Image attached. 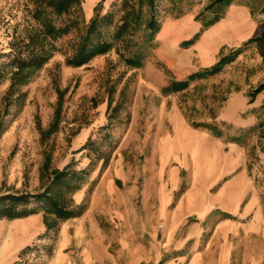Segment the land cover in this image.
<instances>
[{
    "label": "rangeland",
    "instance_id": "rangeland-1",
    "mask_svg": "<svg viewBox=\"0 0 264 264\" xmlns=\"http://www.w3.org/2000/svg\"><path fill=\"white\" fill-rule=\"evenodd\" d=\"M24 1L0 0V53L9 50L12 34L21 27ZM82 1L87 21L101 0ZM118 1L102 0L100 12ZM212 2L180 0L183 13L175 16L164 11L169 0H161L156 46L142 67L123 66L114 50L84 65L69 66L57 50L20 88L24 92L20 103H11L5 111L2 96L9 82L0 83V118L5 126L0 134V194L36 190L47 147L54 166L69 161L93 166L80 188L87 202L93 200L85 215L61 221L55 229L45 228L41 211L22 219L0 218V264H91L86 247L90 234L114 238L108 247L110 257L97 252L92 264H264V215L260 217L264 187L259 191L257 182L250 181L251 175L264 181V168L257 163L264 135L257 127L238 143L192 126L188 119L191 113L209 120L212 110L217 119L230 124H223V129L233 133L251 125L239 123L248 115H255L254 123L264 117V103L239 110L228 106L237 93L248 99L247 92L264 80V0H232L223 8L225 14L231 5L248 7L258 25L252 41L214 47V38L202 41L203 31L183 47L182 40L201 27L195 16ZM218 11L211 7L203 15L209 19ZM237 47L240 53L216 75L192 82L182 93H160L169 79L213 64L221 48L227 52ZM58 90L63 91L60 117L42 139L39 128L52 121ZM105 132L109 134L104 136ZM90 136L103 148L109 146L108 140L115 143L101 171L100 161L88 163L92 152L79 148ZM242 168L246 179L218 192L229 175ZM205 171L211 185L203 199L195 192L188 203L189 187L199 180L202 191L207 184L200 177Z\"/></svg>",
    "mask_w": 264,
    "mask_h": 264
},
{
    "label": "trees",
    "instance_id": "trees-1",
    "mask_svg": "<svg viewBox=\"0 0 264 264\" xmlns=\"http://www.w3.org/2000/svg\"><path fill=\"white\" fill-rule=\"evenodd\" d=\"M102 1V0H101ZM99 1L93 8V15L86 21L83 18L82 0H25L23 21L18 25L9 41V50L0 53V83L8 80L9 84L2 96V111L11 103H20L24 92L20 88L28 83L36 72L51 58L54 51H61L64 63L69 66H81L97 55L114 50L117 59L129 69L142 67L151 58L156 46V35L161 28L159 4L161 0H119L110 4L111 9L101 13ZM232 0H213L198 15L201 27L191 38L180 43L183 47L193 44L206 28L223 17V8ZM170 5L164 11H171L178 16L183 13L180 0H169ZM214 7L219 10L213 17L206 19L204 11ZM201 16V17H200ZM72 34V35H71ZM69 36L61 46L57 40ZM250 38L245 43L252 41ZM241 48H233L227 52L219 51L218 59L211 65L188 73L184 78H171L160 87L162 95L182 93L189 89L192 82L206 79L221 72L224 66L232 62ZM264 90V80L247 92L251 102L256 94ZM57 101L52 121L46 128H39L41 138L54 130L60 117L63 91L58 90ZM110 103L108 102V106ZM119 105V104H118ZM115 108H117V106ZM182 106V105H180ZM113 114L108 113V117ZM210 119L192 117L188 114L190 124L208 129L217 136L226 135V139L241 143L248 133L257 127L260 135H264V117L246 127H238V132L227 133L222 125H230L225 120L217 119V113L210 111ZM0 118V134L5 128ZM108 126L105 124L103 127ZM109 133L105 132L104 136ZM104 138V137H103ZM108 147H102L98 140L88 137L80 149L87 147L88 163L100 161L101 171L109 161L115 143L108 140ZM40 165V185L36 190L10 191L0 194V218L26 216L38 211L42 212L46 229H55L60 222L80 215L86 209L85 198L76 201L73 193L81 188L87 180L93 166H76L69 161L62 167L50 163L51 148L43 151Z\"/></svg>",
    "mask_w": 264,
    "mask_h": 264
},
{
    "label": "crops",
    "instance_id": "crops-1",
    "mask_svg": "<svg viewBox=\"0 0 264 264\" xmlns=\"http://www.w3.org/2000/svg\"><path fill=\"white\" fill-rule=\"evenodd\" d=\"M234 18L236 19L235 21H233ZM257 28H258V25L251 18L250 11H249L248 7H246L244 5H231L220 20H218L217 22H215L214 24H212L211 26H209L207 29L204 30L203 35H202V41L205 39L209 40V39L214 38V40L211 41V43L213 44L212 46H214V47H217V46H220L223 44H238L239 42H242L244 40H248V39L252 38V36L256 33ZM263 103H264V90H262L261 92L256 94V96L254 97V99L251 102L248 101V99L246 98V96L243 93H237L231 98V100L228 101V106H230V108H232V109L239 110V109H247L248 107H257ZM255 119H256L255 115H248V119L246 120V122H239V123L241 125L252 124V123H254ZM235 161H236V159H234V162ZM257 161H258L257 162L258 167L264 168V151H261L258 154ZM263 172H264V169H263ZM200 177H203L204 179H206L207 184L205 186H203L202 191H199V189H198V188H201V186L198 185L199 180L195 183L194 187L190 186L188 189L189 191L187 193H191L192 196H191V194H188V196H187L188 203L192 202V199L194 198L193 193H195V192L200 193V195H201L200 198L204 197L207 187L209 185H211L212 180L210 179V176L207 174V171L204 172V175H200ZM246 177H247V174H246L245 169H243V168L238 169V171H236L234 173L232 172L229 175V178L223 182V184L221 185L220 190H218V192L222 193V192H224L223 190H225V189L227 192V189L232 184H234L236 182L237 183L240 182L238 180H245ZM250 177H251L250 181L254 184H256V182H257V187L259 188L258 190L261 191V187H264V181L261 184L259 179H256L255 176L251 175ZM242 178H244V179H242ZM93 190H92V192H93ZM74 198L76 201H80L81 199H83L84 198V189L77 190L74 193ZM92 204H93V200L92 201L89 200L88 205H87L86 209L83 211V213H81L80 215H77V216L69 217L63 221L78 218L80 216L85 215L86 213H88L92 209ZM179 204H181V198L178 201V205ZM201 205H202V203H201ZM175 212H176V210L173 212L174 215H175ZM174 215H173V218H174ZM263 215H264V213L261 212L260 217H263ZM26 217H19V218H15V219H22V218H26ZM184 224L188 225V223H184ZM76 236H77V234H76ZM88 236L89 237L86 240L90 243H88L86 245V247L87 246L89 247V248H87V250L89 251V253H88L89 259L87 260V262H91V264H92L94 261L93 257H96V255L98 254L97 252H99V254L101 256L110 257L108 247L110 246L111 241L114 238L111 239L109 236H108V238H106L105 235L103 236L101 234H98L95 236L90 234ZM96 246L99 249H96L97 248ZM194 256L199 257V255H194ZM65 259H68V261L70 260L68 254L65 256Z\"/></svg>",
    "mask_w": 264,
    "mask_h": 264
},
{
    "label": "built area",
    "instance_id": "built-area-1",
    "mask_svg": "<svg viewBox=\"0 0 264 264\" xmlns=\"http://www.w3.org/2000/svg\"><path fill=\"white\" fill-rule=\"evenodd\" d=\"M147 264H152V263H147Z\"/></svg>",
    "mask_w": 264,
    "mask_h": 264
}]
</instances>
